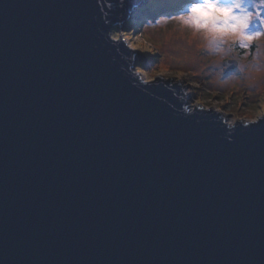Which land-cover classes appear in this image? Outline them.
I'll list each match as a JSON object with an SVG mask.
<instances>
[{"label": "water", "instance_id": "1", "mask_svg": "<svg viewBox=\"0 0 264 264\" xmlns=\"http://www.w3.org/2000/svg\"><path fill=\"white\" fill-rule=\"evenodd\" d=\"M145 2L0 0V264H264V124L133 86Z\"/></svg>", "mask_w": 264, "mask_h": 264}, {"label": "clouds", "instance_id": "2", "mask_svg": "<svg viewBox=\"0 0 264 264\" xmlns=\"http://www.w3.org/2000/svg\"><path fill=\"white\" fill-rule=\"evenodd\" d=\"M158 3L149 0L146 7L151 11ZM106 38L126 62L121 70L134 87H178L187 98L178 111L210 113L229 141L238 127L264 124V0H188L175 13L112 28ZM120 46L131 55L124 56ZM137 52L156 62L137 63Z\"/></svg>", "mask_w": 264, "mask_h": 264}, {"label": "rangeland", "instance_id": "3", "mask_svg": "<svg viewBox=\"0 0 264 264\" xmlns=\"http://www.w3.org/2000/svg\"><path fill=\"white\" fill-rule=\"evenodd\" d=\"M149 0H146L145 4H142L135 8L130 14V18L124 23L120 24V27L128 28L129 26H139L145 19V17H155L159 14L175 13L182 9V7L188 2V0H159V3L153 7L151 11L146 7ZM161 5V6H160ZM162 7L160 10H156L157 7ZM170 7V8H169ZM143 10V11H142ZM157 56L159 53L156 54ZM137 63H142L145 67H149L156 62V57L149 55L148 53H136ZM231 104V98L229 104L224 105L225 108L229 107ZM243 106V105H242Z\"/></svg>", "mask_w": 264, "mask_h": 264}, {"label": "trees", "instance_id": "4", "mask_svg": "<svg viewBox=\"0 0 264 264\" xmlns=\"http://www.w3.org/2000/svg\"><path fill=\"white\" fill-rule=\"evenodd\" d=\"M182 1H184V0H182ZM160 6H161V5H160ZM160 8H162V7H159V6H158V7L156 8V10H160ZM169 8H170V7H169ZM114 28H115V27H114Z\"/></svg>", "mask_w": 264, "mask_h": 264}]
</instances>
